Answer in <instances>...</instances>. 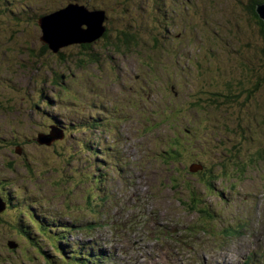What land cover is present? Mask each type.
Wrapping results in <instances>:
<instances>
[{
    "label": "rangeland",
    "instance_id": "rangeland-1",
    "mask_svg": "<svg viewBox=\"0 0 264 264\" xmlns=\"http://www.w3.org/2000/svg\"><path fill=\"white\" fill-rule=\"evenodd\" d=\"M11 1L0 13V193L13 202L0 213V264H65L52 244L60 230L77 247H102L106 264H264V124L238 128L263 119L264 90L224 97L226 84L233 95L249 85L240 74L258 35L238 3L246 0H75L140 29L121 52L95 44L93 63L81 60L80 41L60 46L64 56L25 50L38 51L42 34L29 14L68 0ZM155 3L159 46L144 30ZM96 115L86 135L69 130L68 143L36 141L54 120ZM243 136L252 140L245 155L222 168L223 148ZM82 138L97 143L94 154L78 148ZM200 164L214 169L211 186L201 183L208 171L190 174ZM209 210L216 218L200 212Z\"/></svg>",
    "mask_w": 264,
    "mask_h": 264
},
{
    "label": "trees",
    "instance_id": "trees-1",
    "mask_svg": "<svg viewBox=\"0 0 264 264\" xmlns=\"http://www.w3.org/2000/svg\"><path fill=\"white\" fill-rule=\"evenodd\" d=\"M2 1H4L2 3ZM264 0H246L245 3H243L242 1L238 2L240 5H246L244 6V9L247 11L248 16L247 19L250 22H253L255 27V31L257 33V43H255L253 45V52H254V56L253 58H251L250 56H247V60L249 61V65L246 64L244 66V69L246 68L247 72L246 74H244V76H242V73L240 74V76L242 78H247V82H249L248 86L242 87V85H239L240 88V93L238 92V94H231V86L230 84H226V88L228 90H226L229 94L224 95L225 102L226 103H230L233 101V99L231 97H234V99H238V97H240V95L246 91L247 95L245 96V98L247 99L248 96H250L252 93L257 92L260 93L261 91L264 90V22L263 20L258 16L257 12H256V6L260 5L261 3H263ZM2 3V5H1ZM12 1L11 0H0V13H4L5 11L9 12L11 11L9 4H11ZM68 3H76L75 0H68L65 1V4L63 3L62 7H65ZM65 5V6H64ZM103 7V6H102ZM155 7L156 10L155 13L154 10L152 11V9H148L145 14L144 17L146 18V20L150 21L148 23V25H146L147 28H144L145 31H147V33H149L151 40L153 42V45L155 46H159L160 45V38H163V25L164 21H163V17L159 16V12L163 11V9H161L163 7V5L159 4V3H155ZM114 7L111 6L109 8V10L113 9ZM102 9V8H101ZM105 10H107V8H104ZM104 9H102V11H104ZM57 9H52L49 11H45V12H41L39 14H35L33 12H31L29 15L30 17H32V19L34 20H38V18L42 17L45 14H48L50 12H53ZM94 9H91V11ZM25 11H29L28 9L24 10ZM104 13V20L102 22V26L104 27V29L102 31H100V33H96L97 35H95V37L93 39H91V41H82L80 42V48L82 50H84L83 53V59L81 60H85L87 62L93 63L96 62V57H95V52L94 49L96 46H94L95 44H98L99 42L104 43L105 49H107L109 52H111V50L113 52H121V47L120 46H124V48H128L130 45L133 44H137L138 40H139V35L138 33L140 32L139 30H133L130 26L125 25L124 27L118 28L117 25L119 24H112L111 22L108 21V17L105 14L106 11L103 12ZM167 22V21H166ZM167 24V23H165ZM36 25L40 28L39 24L36 23ZM82 28H85L84 26H82ZM162 28V30H161ZM236 28H242L241 26H239V24H236ZM150 29H154L153 32ZM253 29V30H254ZM157 30L159 31V33H157ZM41 31V30H40ZM156 31V32H154ZM39 49L34 50L33 47L29 46V44L25 45V50L28 51L30 53V55H35V56H43V54L49 52H52L54 54H57L58 56H64L63 55V50L62 49H57L56 51H52V49L49 47V45L45 42H43L40 39L39 36ZM24 49V48H22ZM124 51V49H123ZM257 59L262 60V64L261 67L256 68L255 64H253L252 62L256 61ZM248 66V67H247ZM245 73V71H244ZM62 74L54 72V77L55 79H60L62 78ZM252 92V93H251ZM256 94V93H255ZM215 96H219L218 94H214ZM222 97V96H221ZM45 103V102H44ZM209 104L213 105L214 102L212 100L211 103H207V106H209ZM35 106L38 107L39 104L35 103ZM210 107V106H209ZM264 108V106H263ZM248 111V110H247ZM98 117L99 116H94V117H90L92 119V121L88 120L86 117L79 120H68V121H64V120H54L53 123L51 122L50 124H52L53 126L57 127L59 130H61L62 132V138L63 140H65V143H68L70 140V134H69V130H75L76 135L77 134H82V135H86V131L89 130L90 128L95 127V123L93 121H98ZM247 125L242 126L241 123L239 122V126L238 128L240 130L248 132L247 130H249V128H251V124L253 123L256 126H262L264 124V117L263 119H258L257 115H254L253 118H247L245 120ZM49 124V125H50ZM48 125V126H49ZM241 126V127H240ZM73 134V138L74 136H76ZM60 139V140H61ZM233 142L230 148H223V152L221 154V158H223V161H221V167L224 168L226 163L232 162L234 163L235 159H239L241 157V155H245L244 152H241L242 146L247 144V146H249L252 143L251 138L249 137V140L246 139V137H242V139H237V140H232ZM77 146L80 150H86L87 152H90L92 154L95 153L96 151V147H97V143L93 142L89 139H83L82 140H78L77 142ZM245 143V144H244ZM56 144V142H55ZM73 144H69V146H71L72 148ZM247 146H245V151L248 152L250 151V149L246 148ZM73 147H76V145ZM170 148L176 147L175 144H170L169 145ZM243 153V154H242ZM253 153V152H252ZM255 153V151H254ZM259 153V152H258ZM257 153V154H258ZM176 156H178V154H175ZM234 156V157H232ZM260 156L259 154L256 155V158ZM261 158V157H258ZM264 158V157H263ZM262 159V158H261ZM253 161V160H252ZM200 169L199 170H195V172H192L190 174L192 175H204V172H209V174L206 176V174L203 176L202 178V184L205 185H210L211 186V179L215 176H213L215 174V172L213 171L214 169L211 168L209 169L207 166L200 164ZM222 174H224V171L222 172ZM88 179L92 178L95 181H99L98 178H96V176L94 174L88 173ZM1 195L3 196V200L6 202L7 207H11V203L13 204V202H10V194H3V192H1ZM7 195V196H6ZM201 213L204 214V216H208V218L210 219H214L216 218V213L213 210H209V211H200ZM43 225L45 226V228L47 227L46 224L43 222ZM47 229H49L47 227ZM46 230V229H45ZM29 236V234H28ZM54 237H56L54 239V245H55V249H57L60 254L61 257L65 258V262L66 264H101L103 262H105L108 259V254H105L104 250L98 249L96 250L95 248H75V245H71L68 247V249H66V245H67V239H65V236L61 235L60 232H57ZM53 237V238H54ZM42 249V248H41ZM45 254V253H44ZM46 257L49 261H53V257H51L50 255L46 254Z\"/></svg>",
    "mask_w": 264,
    "mask_h": 264
},
{
    "label": "water",
    "instance_id": "water-1",
    "mask_svg": "<svg viewBox=\"0 0 264 264\" xmlns=\"http://www.w3.org/2000/svg\"><path fill=\"white\" fill-rule=\"evenodd\" d=\"M256 12L264 22V2L256 6ZM94 16L98 18L97 33H100L104 29L102 26L104 20L102 10L88 11L77 3H68L62 9L55 10L38 18L37 23L42 33L40 39L47 43L52 51H56L60 46L68 43L91 41L95 37V35L89 37V34L94 29L93 25L96 23L93 20ZM82 23L85 25V28H82ZM61 137L62 132L51 127L49 134H38L36 141L40 144L50 145L55 138ZM191 170L195 171L196 169ZM4 209V202L0 198V212ZM13 245L15 244L13 243L11 246Z\"/></svg>",
    "mask_w": 264,
    "mask_h": 264
},
{
    "label": "bare ground",
    "instance_id": "bare-ground-1",
    "mask_svg": "<svg viewBox=\"0 0 264 264\" xmlns=\"http://www.w3.org/2000/svg\"><path fill=\"white\" fill-rule=\"evenodd\" d=\"M38 21V20H37ZM76 44H80V43H76ZM8 164V163H7ZM14 195V194H13ZM67 238V237H66ZM222 261H224V262H227V263H232L231 262V260L230 259H223ZM101 264H106V262H103V263H101Z\"/></svg>",
    "mask_w": 264,
    "mask_h": 264
}]
</instances>
